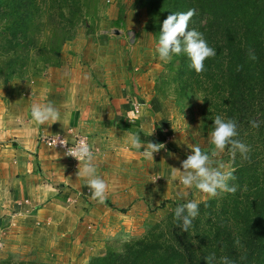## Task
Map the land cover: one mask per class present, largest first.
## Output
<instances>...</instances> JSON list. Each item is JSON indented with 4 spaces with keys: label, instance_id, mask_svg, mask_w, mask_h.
Listing matches in <instances>:
<instances>
[{
    "label": "crops",
    "instance_id": "crops-1",
    "mask_svg": "<svg viewBox=\"0 0 264 264\" xmlns=\"http://www.w3.org/2000/svg\"><path fill=\"white\" fill-rule=\"evenodd\" d=\"M67 50L58 67L0 85V241L2 251L43 257L45 244L53 251L65 246L74 256L53 253L55 263L89 264L109 249L120 251L136 236L138 222L155 221L149 209L188 197L193 187L171 178L178 161L162 130L176 128L172 112L133 96L140 105L139 115L134 112L130 96L145 81L143 72L136 74L119 51L108 57L91 41H76ZM48 102L60 111V121L35 124L31 105ZM133 134L145 146L164 144V153L146 159L143 148L132 146ZM57 135L70 142L89 139L98 175L109 184L105 203L91 199L86 180L77 177L79 163L40 142L41 136ZM147 174L153 175L150 183ZM161 174L171 179L163 191Z\"/></svg>",
    "mask_w": 264,
    "mask_h": 264
},
{
    "label": "trees",
    "instance_id": "trees-1",
    "mask_svg": "<svg viewBox=\"0 0 264 264\" xmlns=\"http://www.w3.org/2000/svg\"><path fill=\"white\" fill-rule=\"evenodd\" d=\"M97 2L0 0V18L10 24L0 29L3 42L0 48L12 56L4 71H0L4 74L0 85L24 78L19 68H24L25 58L29 61L40 56L47 68L58 67L65 43L73 38L75 28ZM137 2L153 13L150 31L160 29L172 13L195 9L189 30L202 33L217 55L206 59L204 72L197 74L190 58L183 54L185 61L188 60L180 74L203 93V106L211 128L218 114L236 121L235 139L251 150L248 159L237 152L233 160L230 146L226 148L236 177L230 186H236L237 191L227 193L221 200L198 205L199 215L188 232L182 230L183 221L180 224L171 221L174 212L169 217V225L167 222L155 224L144 237L128 241L122 252L109 249L89 264H207L205 257L213 253L216 256L213 264H219L225 256L232 264H264V0ZM42 14H45V47L39 48L34 43ZM249 49L254 51L257 61L248 59ZM238 66L242 70L237 71ZM253 120L260 122L259 128L251 126ZM0 264L46 263L4 260Z\"/></svg>",
    "mask_w": 264,
    "mask_h": 264
},
{
    "label": "rangeland",
    "instance_id": "rangeland-1",
    "mask_svg": "<svg viewBox=\"0 0 264 264\" xmlns=\"http://www.w3.org/2000/svg\"><path fill=\"white\" fill-rule=\"evenodd\" d=\"M89 11L90 14L85 16L75 28L73 38L65 43L61 57L63 53H67V49L76 41H91L94 45H101L106 49V55L108 57L111 55L114 56V53L119 51L118 56L121 55V57L126 59L129 66L136 69L134 70L137 72L136 74L143 72V75L146 77L145 81L142 80L138 84L139 91H136L134 95L130 96V100L134 103L137 102L134 99L138 100L140 104L157 101L159 103V109H167L172 112L170 118L174 119L176 128L167 126L168 129L162 130V134L166 137L167 144L172 146L171 151L178 161L179 170L183 171L182 161L188 155L192 154L193 147L199 146L202 151L211 152L213 146L210 143L209 133L212 131V128L210 122L207 120L203 102H201L203 100V93L195 89V86L190 85L186 76L180 74L183 65L188 60L185 61L186 55H183L185 53L182 52L179 55H173L170 62H164L159 59L157 47L162 26L158 30L150 31L149 22L153 15L150 8L141 5L137 0H98L94 9H89ZM38 23L40 28L34 45L42 48L45 47V14L41 15ZM9 26L10 24L6 19L0 18V29L8 28ZM110 43H113V46H109ZM115 43L120 44V47ZM0 44H3L1 38ZM22 55L25 57V54ZM10 57L12 56L2 52L0 48V71H4L3 68H6L10 62ZM25 61L24 68H19V70L23 71L24 78L29 77L30 79V77L39 76L47 69L45 61L40 56H36L29 61L25 58ZM0 78L3 80L4 74H0ZM146 97H150V99L147 100ZM173 111H175V114ZM161 151L164 153L165 148L161 149ZM214 159L217 162L232 165L226 151ZM164 176L165 174H161L160 176L162 191L166 187L164 184L171 180ZM152 178L153 175L149 176L147 174L145 181L150 183V179L152 180ZM173 183H179V174L173 180ZM231 183L232 181H229V185ZM226 194L220 193L217 197L211 198L193 186L191 195H188V197L186 195L185 198L182 197L176 200L165 199L163 203L161 202L155 208L149 209V213H152L156 220L153 222H138L135 229L137 234L129 241L144 237L155 224L167 222V225H169V217L175 212V208L180 205L186 204L189 201H194L200 205L214 199L221 200ZM221 206L222 204H217V207ZM171 221L180 224L182 219L176 220L174 216ZM0 242L4 246L2 240ZM124 245L118 252L124 250ZM2 249H0V261L10 260L13 263L39 262L61 264L55 263L58 261H56V255H53V253L58 252L68 255L69 259H72L70 256H74V251L70 248L68 249L62 246L59 247L61 250L53 251L47 247V244H45V257L36 256L33 251L26 252L23 249L13 250L10 248L12 249L10 250L11 252H8L6 249L2 251Z\"/></svg>",
    "mask_w": 264,
    "mask_h": 264
},
{
    "label": "clouds",
    "instance_id": "clouds-1",
    "mask_svg": "<svg viewBox=\"0 0 264 264\" xmlns=\"http://www.w3.org/2000/svg\"><path fill=\"white\" fill-rule=\"evenodd\" d=\"M195 14V9L170 14L163 21L157 52L159 59L164 62H170L173 55H179L182 52L186 53L190 58L191 67L197 74H201L205 70V60L214 58L217 55V51L208 45L202 33L195 29L189 30V22ZM248 59L253 62L258 59L251 49L248 51ZM240 70H242V66L237 67V71ZM31 117L37 125H43L49 121L54 124L60 121L61 114L52 102L44 104L33 103L31 105ZM213 121L212 131L209 133L210 143L213 146L211 152L202 151L199 146H195L192 148V154L182 161L183 171L174 167H172L171 171V178L173 180L179 174V182L185 188H192L194 186L206 194L207 197L211 198L217 197L220 193L235 194L237 191L236 186L229 185V181L236 179L231 166L223 162H217L214 158L223 153L229 146L233 160L237 152L244 159H248V153L251 150L249 146L235 139L238 135L236 121L225 119L219 114L215 116ZM251 126L259 128L260 122L253 120L251 121ZM130 140L133 147L144 149L142 155L148 160H154V153H158L161 149L165 148L164 144L151 141L146 146L142 145L138 134H133ZM60 144L66 146L63 140H61ZM65 154L76 158L80 162L77 177L86 180L91 191V199L100 204L105 203L109 184L98 175L95 164L96 158L91 147L81 141L76 147L68 148ZM198 215V204L194 201H189L175 208V219H182V230L184 232H188L193 220ZM236 243H240L239 239H237ZM205 259L207 264H213L216 261V256L213 253L205 257ZM219 264H232V262L225 256L220 258Z\"/></svg>",
    "mask_w": 264,
    "mask_h": 264
},
{
    "label": "built area",
    "instance_id": "built-area-1",
    "mask_svg": "<svg viewBox=\"0 0 264 264\" xmlns=\"http://www.w3.org/2000/svg\"><path fill=\"white\" fill-rule=\"evenodd\" d=\"M135 105V106H134ZM133 105V109L134 112L139 115L140 113V105L137 104V102H135ZM61 140H63L66 143L65 145L60 144ZM83 141L85 144L89 145L92 149V151L94 152V149L92 148L89 139L83 136H77L75 138L74 141L70 142L69 140H67L65 137L63 136H41L40 137V142L42 144H44L45 146L51 148V149H55V150H59L61 151L68 159L76 162V163H80L76 158L71 157L66 155L65 153L67 152L68 148H73L76 147L77 145L80 144V142ZM3 248L2 243L0 242V249Z\"/></svg>",
    "mask_w": 264,
    "mask_h": 264
},
{
    "label": "water",
    "instance_id": "water-1",
    "mask_svg": "<svg viewBox=\"0 0 264 264\" xmlns=\"http://www.w3.org/2000/svg\"><path fill=\"white\" fill-rule=\"evenodd\" d=\"M117 34H118V32H117ZM1 224V223H0Z\"/></svg>",
    "mask_w": 264,
    "mask_h": 264
}]
</instances>
